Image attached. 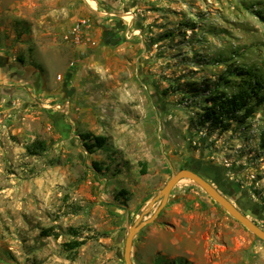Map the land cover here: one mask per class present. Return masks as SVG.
I'll list each match as a JSON object with an SVG mask.
<instances>
[{
	"label": "rangeland",
	"instance_id": "obj_1",
	"mask_svg": "<svg viewBox=\"0 0 264 264\" xmlns=\"http://www.w3.org/2000/svg\"><path fill=\"white\" fill-rule=\"evenodd\" d=\"M2 48L45 83L0 101V264H125L127 229L171 168L195 170L264 229V105L223 132L197 122L211 91L249 77L236 68L264 91V0H0ZM88 132L107 137L91 154ZM36 139L46 149L30 155ZM75 238L72 260L61 245ZM131 258L264 264V241L182 179Z\"/></svg>",
	"mask_w": 264,
	"mask_h": 264
},
{
	"label": "trees",
	"instance_id": "obj_2",
	"mask_svg": "<svg viewBox=\"0 0 264 264\" xmlns=\"http://www.w3.org/2000/svg\"><path fill=\"white\" fill-rule=\"evenodd\" d=\"M263 18V17H262ZM20 61L22 59H19ZM239 76L248 75L246 79L242 80L239 84V88L232 92L227 93L223 90L215 88L206 97L207 105L198 117L199 124L208 123L212 130H219L223 132L228 130L233 122L243 123L254 113V104L264 105V91L262 83L257 79L255 75H252L249 70L236 68L232 71ZM197 86H193L191 91H198ZM255 101V102H254ZM80 139L82 146L87 153H93L96 149L101 148L107 143V137L104 135H95L93 133H81ZM46 149V142L42 139H36L26 148V151L30 155H38L40 152ZM97 170L100 167L96 162L93 163ZM122 193H125L122 191ZM75 236L78 233L74 232ZM41 234L44 236L57 237V233L49 228L42 229ZM85 243V238H75L70 241L62 243V249L71 253L68 255L69 259H74L78 248Z\"/></svg>",
	"mask_w": 264,
	"mask_h": 264
},
{
	"label": "water",
	"instance_id": "obj_3",
	"mask_svg": "<svg viewBox=\"0 0 264 264\" xmlns=\"http://www.w3.org/2000/svg\"><path fill=\"white\" fill-rule=\"evenodd\" d=\"M182 179H188L198 185L211 199L218 203L237 222L252 232L257 238L264 241V229L252 219H250L225 194L220 192L212 183H210V181L205 179L201 174L193 169L182 167L175 171L171 168L170 177L166 180L165 184L158 190L156 195L150 199L140 216L127 229L123 251V259L125 264H134L131 258V249L134 236L141 229L155 220L160 211L166 205L171 190ZM157 201H159V204L150 214L153 205Z\"/></svg>",
	"mask_w": 264,
	"mask_h": 264
},
{
	"label": "crops",
	"instance_id": "obj_4",
	"mask_svg": "<svg viewBox=\"0 0 264 264\" xmlns=\"http://www.w3.org/2000/svg\"><path fill=\"white\" fill-rule=\"evenodd\" d=\"M44 83L40 69L17 60L11 49H0V101L22 93L34 98L44 92Z\"/></svg>",
	"mask_w": 264,
	"mask_h": 264
},
{
	"label": "built area",
	"instance_id": "obj_5",
	"mask_svg": "<svg viewBox=\"0 0 264 264\" xmlns=\"http://www.w3.org/2000/svg\"><path fill=\"white\" fill-rule=\"evenodd\" d=\"M83 25H85V19L78 20L77 23L73 26L71 33L74 34L76 39H77V33L80 31Z\"/></svg>",
	"mask_w": 264,
	"mask_h": 264
},
{
	"label": "flooded vegetation",
	"instance_id": "obj_6",
	"mask_svg": "<svg viewBox=\"0 0 264 264\" xmlns=\"http://www.w3.org/2000/svg\"><path fill=\"white\" fill-rule=\"evenodd\" d=\"M114 33H109L105 38L107 41L111 42V40L114 38Z\"/></svg>",
	"mask_w": 264,
	"mask_h": 264
},
{
	"label": "bare ground",
	"instance_id": "obj_7",
	"mask_svg": "<svg viewBox=\"0 0 264 264\" xmlns=\"http://www.w3.org/2000/svg\"><path fill=\"white\" fill-rule=\"evenodd\" d=\"M126 18H129V16L127 15V16H125Z\"/></svg>",
	"mask_w": 264,
	"mask_h": 264
}]
</instances>
